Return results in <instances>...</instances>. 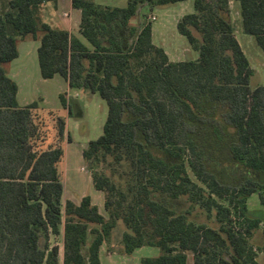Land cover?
I'll return each mask as SVG.
<instances>
[{
  "label": "trees",
  "instance_id": "16d2710c",
  "mask_svg": "<svg viewBox=\"0 0 264 264\" xmlns=\"http://www.w3.org/2000/svg\"><path fill=\"white\" fill-rule=\"evenodd\" d=\"M48 1L56 0H0V264H60L49 237L61 225V264H101L118 222L123 253L159 249L138 264H187V252L193 264H264V220L245 206L253 193L264 206V85L254 82L228 0H192L176 28L198 58L183 61L152 43L150 22L129 23L143 5L183 0H71L89 46L40 20ZM235 1L243 32L264 52V0ZM27 35L39 41L43 79L59 74L106 101L102 134L81 153L106 215L89 195L62 203L63 148L31 145L37 102L20 106L6 72ZM59 100L72 115L64 93ZM63 126L58 117L60 137Z\"/></svg>",
  "mask_w": 264,
  "mask_h": 264
},
{
  "label": "rangeland",
  "instance_id": "374dc122",
  "mask_svg": "<svg viewBox=\"0 0 264 264\" xmlns=\"http://www.w3.org/2000/svg\"><path fill=\"white\" fill-rule=\"evenodd\" d=\"M93 1L117 7L126 4V0ZM59 9L62 11L66 8L63 6ZM193 11L192 0L152 8L143 5L138 11L140 16L133 22H150L154 29L153 41L155 44H164L173 59L189 60L197 57L198 52L192 49L185 36L178 32L176 24L184 14ZM71 16L74 18L75 13L72 12ZM152 16L155 17L154 20ZM230 19L236 39L247 56L251 67L255 70L254 82L264 85V52L258 47L253 36L243 32L240 7L235 0L230 10ZM16 43L19 57L6 64V72L9 77L16 79L19 85L20 103H29L32 100L38 102V108L32 111L35 132L30 142L33 149L38 151L52 145L63 148L64 154L59 167L64 185V201L67 198L78 201L81 196H95L96 193L104 197L103 192L93 187L90 171L86 168L81 153L90 140H95L102 134L103 124L107 116L106 101L98 94H90L84 90L73 88L70 91L71 97H67V99L65 96L66 101L72 104V115L74 116H69L67 110L60 105L58 95L54 92L56 91L54 85L50 81L41 78L39 71L34 72L33 68L38 67L35 50L37 40L27 35L22 39L18 38ZM25 89L28 91L27 96L22 98L21 94ZM79 112L80 116L78 115ZM60 116L66 119L61 137L58 134V117ZM187 171L191 180L198 182L189 168H187ZM235 173L237 176L241 175L239 170ZM245 206L249 212L264 220V206L260 204L256 193L247 198ZM99 212L106 215L103 207ZM231 223L234 228L241 225L240 219L235 215L231 217ZM124 230L125 227L118 222L108 240L100 246L101 264H138L142 257H153L159 254V249L154 246L139 247L131 254L123 253L121 234ZM88 240H90V236ZM49 243L50 246L58 247V260L61 264L63 255L62 225L59 234L50 235ZM258 258H261L260 254ZM187 264H193L191 252H187Z\"/></svg>",
  "mask_w": 264,
  "mask_h": 264
},
{
  "label": "crops",
  "instance_id": "0c3cea01",
  "mask_svg": "<svg viewBox=\"0 0 264 264\" xmlns=\"http://www.w3.org/2000/svg\"><path fill=\"white\" fill-rule=\"evenodd\" d=\"M185 1H188V0H183V1H179V2H185ZM179 2H176V3H179ZM228 3H229V8L231 10L232 5L234 4V0H228ZM104 5H108V4H104ZM63 6H65L66 9L60 11L59 8L60 7H63ZM110 6H112V5H110ZM72 12L75 13V17L74 18L71 16V13ZM38 14H39L40 20L42 22L47 23L51 27H54V28H63L65 30H67L71 35L77 37L84 44H86L87 46H89L88 43L86 42V40L82 37V35L80 33V29H79L80 10L77 9V8H74L72 6L71 0H56V1H48V2H45V3H43L39 7V13ZM135 19H137V16L136 17H132L130 19V21H129L130 25L137 26L139 24L140 21H138L137 23L133 22V21H135ZM153 34H154V29H153V27L151 25V38H152V43L154 45H156V46L162 47L163 50L165 51L166 55L168 56L169 60H171V61H183L182 59H173V57L171 56V53H169V51L166 49V47L164 46V44H159V45L155 44L154 41H153ZM234 34H235V31H234ZM37 42L38 43L35 45V50L36 51H37V48L39 46V41L37 40ZM17 50H18V48H17ZM36 56H37V53H36ZM18 57H19V50H18L17 57L14 58L13 60L17 59ZM196 58H198V56L197 57H194L191 60H195ZM37 63H38V61H37ZM33 69H34V72L39 71V67L33 68ZM11 79H13L15 81L16 85H17L16 99H17V102H18V104L20 106H25V105H28V104H30L32 102H37V101L32 100L29 103H20V101H19V85H18L16 79H14V78H11ZM46 80L50 81L54 85V87L56 88L55 89L56 91H54V92H56V94L58 95V99H59V94H61V93H64L65 96H66V98L67 97H71L70 96V91L73 88H71V87L68 86L67 81L61 75L55 74L53 77L48 78ZM75 89H77V88H75ZM27 92L28 91L26 89L22 92L23 93V94H21L22 98H23V96L24 97L27 96ZM94 94H96V93H94ZM33 95H34V93H33ZM39 99H41V98H39ZM59 102H60V100H59ZM37 105H38V102H37ZM60 105H61V103H60ZM68 115L69 116H74V115H70V114H68ZM78 115L80 116V112L78 113ZM78 115H75V116H78ZM62 118H63V121H64V123L66 125V119H65V117H62ZM63 193H64V189H63ZM81 197L79 198L78 201H74V200H72V201L75 202V203H79ZM90 197H91L92 202L98 207V210H100L101 207L104 208V197H102L98 193H96L95 196L93 195V196H90ZM67 199H69V198H67ZM62 203H64L63 194H62ZM101 204H102V206H101ZM100 251H101V248L99 250V253H100ZM99 259H100V257H99ZM100 263H101V261H100Z\"/></svg>",
  "mask_w": 264,
  "mask_h": 264
},
{
  "label": "built area",
  "instance_id": "2783aa9c",
  "mask_svg": "<svg viewBox=\"0 0 264 264\" xmlns=\"http://www.w3.org/2000/svg\"><path fill=\"white\" fill-rule=\"evenodd\" d=\"M152 19L154 20V19H155V17H154V16H152Z\"/></svg>",
  "mask_w": 264,
  "mask_h": 264
}]
</instances>
